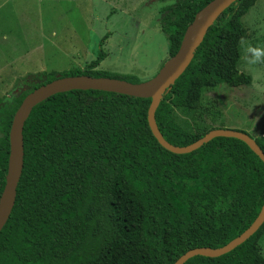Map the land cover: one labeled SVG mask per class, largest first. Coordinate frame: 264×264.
Here are the masks:
<instances>
[{
    "label": "trees",
    "instance_id": "16d2710c",
    "mask_svg": "<svg viewBox=\"0 0 264 264\" xmlns=\"http://www.w3.org/2000/svg\"><path fill=\"white\" fill-rule=\"evenodd\" d=\"M210 1L175 0L162 8L168 57ZM256 2L237 0L224 10L164 94L155 120L170 144L187 146L222 128L189 132L178 123L176 109L199 108L204 89L251 83L238 63L240 43L248 37L242 19ZM104 42L84 67L28 74L18 93L0 98V195L11 122L30 92L58 75L140 82L98 70L107 56ZM149 104L115 93L70 91L32 109L23 127L15 204L0 232V264H173L188 250L226 245L252 224L264 202L263 162L234 138H215L189 154L166 151L148 127ZM255 141L264 152V135ZM263 235L264 223L233 251L185 264H264Z\"/></svg>",
    "mask_w": 264,
    "mask_h": 264
},
{
    "label": "rangeland",
    "instance_id": "374dc122",
    "mask_svg": "<svg viewBox=\"0 0 264 264\" xmlns=\"http://www.w3.org/2000/svg\"><path fill=\"white\" fill-rule=\"evenodd\" d=\"M174 1L0 0V98L18 93L28 74L84 67L103 39L107 56L98 70L150 80L169 58L159 20ZM242 22L248 37L240 43L238 69L251 83L204 89L199 108L175 110L185 130L219 126L254 139L264 135V0ZM259 247L264 256V235Z\"/></svg>",
    "mask_w": 264,
    "mask_h": 264
},
{
    "label": "water",
    "instance_id": "95a60500",
    "mask_svg": "<svg viewBox=\"0 0 264 264\" xmlns=\"http://www.w3.org/2000/svg\"><path fill=\"white\" fill-rule=\"evenodd\" d=\"M237 0H212L198 11L192 22L186 28L178 51L169 57L161 66L158 73L148 81L129 83L124 80L90 76L60 77L44 84L30 92L16 110L8 135L9 156L5 176V185L0 195V232L11 215L16 199V188L23 170V127L32 109L39 103L60 93L70 91H100L126 95L134 98L150 99L147 110V124L157 141L166 151L183 155L189 154L211 140L224 137L234 138L245 143L248 148L263 162L264 152L257 145L254 138L237 130L219 128L208 131L204 136L187 146H174L167 142L160 133L155 112L166 91L183 74L191 63L196 49L202 43L207 30L213 25L221 13ZM264 223V202L259 214L252 224L239 236L219 248H194L181 255L173 264H185L189 259L197 256L217 258L233 251L253 236Z\"/></svg>",
    "mask_w": 264,
    "mask_h": 264
},
{
    "label": "crops",
    "instance_id": "0c3cea01",
    "mask_svg": "<svg viewBox=\"0 0 264 264\" xmlns=\"http://www.w3.org/2000/svg\"><path fill=\"white\" fill-rule=\"evenodd\" d=\"M42 72V71H41Z\"/></svg>",
    "mask_w": 264,
    "mask_h": 264
}]
</instances>
